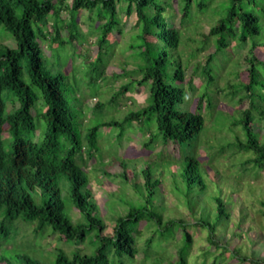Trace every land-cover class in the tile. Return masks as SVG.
Returning <instances> with one entry per match:
<instances>
[{
    "label": "trees",
    "instance_id": "trees-1",
    "mask_svg": "<svg viewBox=\"0 0 264 264\" xmlns=\"http://www.w3.org/2000/svg\"><path fill=\"white\" fill-rule=\"evenodd\" d=\"M167 1L171 4V9L170 6L166 8L163 5V0H0V24L4 25L15 40L12 47L0 43V264H110L111 257L117 258L119 264H126L123 260L125 254L136 261L139 252L138 237L141 234L139 226L143 220L153 231V235L146 238L143 257L153 258V264H164L165 261V264H188L192 235L187 226L192 223L174 216H165L163 209L169 208L163 201L164 198L159 199L162 195H158L165 174L162 178L161 173L152 169L149 161L139 173L144 178L143 183L132 182L126 173L128 164L124 162L126 160L122 162L124 171L120 175L128 184L134 185L135 197L127 198L131 206L124 214L112 217L115 221L112 234L105 233L107 223L91 188L92 177L98 172L100 162L103 165L102 172L111 175L107 172V161L96 158V154L100 152L98 135L102 128L120 127L117 135L120 142L126 123L141 124L144 120L155 118L157 132L148 134L141 144L147 150H153L155 145L165 147L170 142H176L181 150L182 146L197 139L206 126L203 103L207 100L208 107L213 108L212 100L207 99L208 92L198 95V104L194 109L184 110L178 106L187 96L183 84L184 60L174 57L175 54L179 58L181 55L178 47L181 44L182 30L171 21L176 14L174 0ZM211 2L212 0H176L183 25L188 24L191 15L195 17L196 14L208 13L212 15V20L214 16H218L213 20L209 33L200 40L190 55L197 56V52L209 45L212 39L215 51L207 54L206 64L203 66L207 87L216 79L217 75L212 74L214 66L233 76L244 64L249 68V81L240 83L231 78L228 84L230 95L238 105L249 100L247 107L235 108L240 116L227 126L233 132L234 127L240 126L245 138L237 135L233 140L222 138L219 155H223L226 150H237L240 154L250 152L251 156L238 164L240 172L242 175L248 171L258 175L259 170L264 169V133L255 126L264 119V107H260L257 101L258 98H264V60L258 58L256 48H264V0H221L220 5L216 1L217 5L213 7ZM167 10L174 14L166 16ZM64 12L69 14L68 20L63 18ZM85 14L89 23L83 32L80 24L81 17ZM124 14L127 17L132 14L136 16L135 27L138 31L132 35L137 36L138 42L135 45L132 43L130 47L139 50L144 63L135 71L125 68L113 75L128 76L130 73H138L140 78L134 80L139 85L150 84L149 102L137 111L128 112L123 121L104 119L92 126L83 127L81 113L89 109L85 103L86 98L82 101L84 96L81 98L80 94H75L79 103L76 109L64 89L65 72L73 74L68 87L71 85L79 89L75 65L72 69L62 71L59 63V69L52 71L45 45H48L49 51L51 48L56 54H60L68 43H76L83 49V43L91 39L90 43L96 46L95 51L97 47L98 49L89 62L90 68L93 65L94 73L87 76L88 80H98L107 72V67L101 64L103 49L110 39L123 33ZM49 17L52 20L50 23ZM196 19L198 24V17ZM93 24L98 25L99 31L91 27ZM232 40L238 42L235 47L231 44ZM249 40L250 55H246L242 50ZM114 41L117 42V39ZM239 53L245 56V60ZM78 54L81 57V50ZM234 55L238 59H234ZM222 57L223 62L217 67L215 61ZM226 60L229 61L226 63ZM72 62L70 60L69 65ZM234 63H239L236 71V66L225 69L227 65L233 66ZM168 65H172L173 69L170 79ZM134 80L120 86L111 101L129 96ZM75 90L73 93H76ZM93 97L96 96L92 95L91 98ZM38 100L41 101V107H37ZM103 108L104 103L97 101L91 111H102ZM40 118L43 119L46 130L39 136ZM82 129L85 130L84 136ZM5 132H9L12 139L10 149L5 145ZM181 155L179 170H172L171 173V186L182 189L185 185L187 195L184 202L176 198L175 201L178 204L185 203L194 211H198L201 202H216L214 216H211L209 205L206 204L195 224L207 230L210 244L219 246L217 229L230 216L227 207L229 203L220 194L219 181L216 182V179L207 174L208 171L196 151L183 155L181 150ZM159 158L165 157L159 155ZM137 159L140 160V156ZM212 163L210 162V167L213 169L215 165ZM207 180L214 182L211 185L215 187V193L206 191ZM238 180H241L240 176ZM193 193L205 195L206 199L200 202L197 198L193 202ZM261 204L263 207L259 213L264 215V200ZM179 230L180 246L175 257L168 252L151 256L149 247L153 240L162 245L163 239L168 241L173 237L177 238ZM53 235L57 238V245L65 242L75 246L70 250L60 245L46 248L41 240ZM92 243L95 246L91 247ZM242 260L264 264L263 261L246 255Z\"/></svg>",
    "mask_w": 264,
    "mask_h": 264
},
{
    "label": "rangeland",
    "instance_id": "rangeland-1",
    "mask_svg": "<svg viewBox=\"0 0 264 264\" xmlns=\"http://www.w3.org/2000/svg\"><path fill=\"white\" fill-rule=\"evenodd\" d=\"M163 1V5L166 6V8L170 6L169 9H171V4L167 0ZM216 1L218 5L221 4V0ZM216 1L212 0V7L215 5ZM209 9L212 10V8ZM174 10L176 14L171 21L173 25L178 26L182 30L181 44L178 47L182 56L180 55L179 58L177 57L178 55L175 54L174 57L180 59V61L184 60L185 79L183 84L187 91L185 101L178 104V106L184 110L194 109L198 104V95L208 92L207 99L212 100L213 107L212 109L208 107L206 103L207 100L203 103L202 111L206 115V126L197 139L189 142L188 145L182 146L181 150L183 155L189 154L192 150H194V152L196 151V155L199 156L198 158L202 161L208 171L207 174L212 179H216V182L219 181L222 192H220V194L229 203L227 207L229 208L230 216L225 221L224 225H220L217 229L216 236L220 245L215 246L210 244L208 241L207 230L195 224V220L200 217L202 214L201 209L206 204L209 205L211 216H214L213 211H216L214 208L216 202L207 201L205 204V202H201L206 199L204 197L205 195L203 196L199 195V193H193L191 195V200L195 202L196 199L199 198L201 202L198 211H194L185 203L178 204L177 201H175L176 198L178 201L180 200L181 202H184L187 195L185 185L182 189L171 186L172 170L177 172L180 168L182 157L180 146L176 142H170V144L165 147L155 145L153 150H147V148L141 144L142 141L148 137V134H154L157 132L156 121L155 118H153L144 120L141 124L139 122H134L133 124L126 123V129L120 142H118L117 135L121 128L118 126L102 128L101 133L99 134L100 136L98 135V145L100 146L101 153L98 152L96 158L98 160L100 158V161L103 159L107 161V172L111 175L102 172L103 165L100 162L98 172L92 177L91 188L93 189L95 199L101 208V214L105 217L107 223L105 233L112 234L115 225L114 218L112 217L124 214L126 209L131 206L127 198L131 197L133 199L135 197L134 185L131 183L128 184L120 175L124 171L122 162L126 160L124 161L128 164L126 167V173L132 182L138 181L139 183H143L144 178L139 173H141L143 167H146V162L149 161V164H152V169L155 172L161 173L162 178L165 174L158 193V195H162L159 199L164 198L163 201L169 208V210H165L166 208L163 209L165 216H174L188 220L189 223H192V225L187 226L189 233L192 235V245L189 251L188 264H252L249 260H242V257L245 255L264 262V215L259 213V210L263 207L261 201L264 200V169L259 170L258 175L253 172L251 174L250 171L243 172L244 175H242L240 172V165L238 164L241 160H245L251 156L250 152H243L240 154L241 152H238L237 150H232V152L226 150L223 155H219V145L222 138H232L233 140L235 135L242 139L245 138L240 126L234 127V132L227 126L232 120L239 118L240 116L238 112H235V108L247 107L249 100L246 99L238 105V102L234 100L235 98L230 95L228 84L231 78L240 83L249 81V68L244 64V66L240 67L238 73L233 76L228 75L224 70L215 69L214 66L212 74L217 76L216 79L214 78L209 84V87H207L205 85V83L207 84L206 78L203 75V66L206 64L207 54L209 55L211 51H215L214 45L211 43L212 39L209 45L203 50L197 52V56L190 55L199 45L200 40L204 39L205 35L209 33L210 26L214 23L213 20L217 19L218 16H214L212 20V15L208 13L207 15L196 14L195 17L194 15H191L187 22L188 24L183 25L176 0H174ZM165 14L170 17L174 13L171 10H167ZM86 15L87 14L81 17L82 22L80 24V30L83 32L87 29L86 24L89 23ZM196 17H198V24H196ZM63 18L68 20L69 14L64 12ZM48 19V23H50L52 20L50 17ZM135 22V15L132 14L127 17L124 14V18H122L123 33L118 37L110 39L103 49L101 64L107 67V72L98 80H88V76L94 73L92 71L93 65L90 68L89 62L92 61L94 54L98 49L97 47L95 51L96 46L90 43L91 39L83 43V49H81L82 47L76 43H68L65 45V49L60 51V54H56L51 48L49 51L48 45H45V52L49 56L50 69L52 71L59 69V63L61 64L60 68L62 71H66L67 68L72 69V66L75 65L74 71L77 79H79V89H77V87H72L71 85L68 87V83L73 79V74L70 72H65L64 74L66 81L64 89L71 104L74 105L76 109H78L77 107L79 103L75 99V94H80L81 98L83 95L84 98H82V101L86 98L85 103L86 106H89V109L81 113L83 127L92 126L96 123L102 122L104 119L123 121L128 112L137 111L149 102L150 84L139 85L137 81L134 80V78H140L138 73H130L128 76L113 75L116 72L124 71L125 68L128 70L133 69L135 71L140 64L144 63L143 55L139 54V50L130 47L132 43L135 45L138 42L137 36L135 37L132 35L138 31L135 27ZM195 24L196 26H194ZM91 27L94 30H98L97 24H93ZM45 30L48 31L47 28ZM89 31L90 27L88 32ZM12 37L13 35L4 28V25L0 24V43L2 42L12 47L15 44V40ZM114 39H117V42H115ZM237 43L236 40L231 41V44H234V47ZM250 46L251 40L245 44L242 52L246 55H250ZM80 50L81 57L78 54ZM73 54L76 56H73ZM256 54L259 59L264 60L263 47H257ZM223 56L228 58L227 55ZM224 57L219 61H215L217 67L221 65ZM241 57L245 60V56ZM233 58L238 59L236 55H234ZM70 60H73V62L69 65ZM229 60L224 62L227 63ZM176 62L174 64H176ZM238 64L234 63L233 66L229 64L225 69H228L229 67L232 69L236 66L234 69L236 71L238 69ZM225 65L226 64H224V66ZM167 68L168 78L170 79L173 70L172 65H168ZM133 80L134 83L131 84V93H129V96L121 97L114 102L111 101V97L120 86L130 83ZM73 90H75L76 93H73ZM38 94L41 98V91H39ZM92 95H95L96 97L91 98ZM97 101L104 103V108L102 111L96 110L95 112H92L91 108ZM257 101L260 103V107H264V98H258ZM39 102L41 101H37V107H41V103ZM39 120L38 135L40 136L44 134L46 125L42 118ZM223 125L226 126L221 128ZM255 126L260 132L264 133V119L257 122ZM84 134L85 130L83 131L82 129V135L84 136ZM10 137L9 132L4 133L3 138L7 149H10L12 146V139ZM262 137L264 138V136ZM159 155H161V157L164 156L167 160L165 158H159ZM138 156H140V160L137 159ZM210 162H213L212 164L215 165L213 169L210 167ZM234 162L237 164H234ZM136 163L137 166H135ZM239 176L241 177V180L237 181ZM206 183V191L211 194L215 193V187H212L211 185L214 182L207 180ZM145 224L146 221L143 220L139 226L141 234L138 237L139 252L136 261L131 259L130 255L125 254L123 260L126 264H153L151 263L153 258L143 257V250L147 245L146 238L153 235L151 227L148 228ZM180 234L181 231L179 230V232L176 233L177 238L173 237L168 241L163 239L161 241L162 245L153 240L151 243L152 245L149 247L152 252L151 256L155 257L158 256L159 253L163 254L168 252V254H173L172 256L175 257L178 247L180 246V240L178 239ZM54 236L55 235L49 239L41 240L46 248H55V246L60 245L66 250H70L75 246L72 243L69 245L65 242H60L57 245V238ZM90 245L93 247L95 246V243ZM79 247L83 248V245H80ZM156 251L158 252L156 253ZM111 259L110 264H119L117 258L111 257ZM166 262L167 261L163 263L165 264Z\"/></svg>",
    "mask_w": 264,
    "mask_h": 264
}]
</instances>
